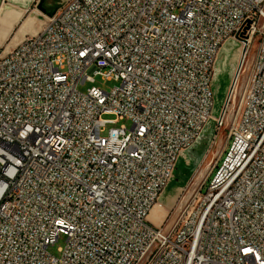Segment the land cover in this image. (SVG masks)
<instances>
[{
    "label": "built area",
    "instance_id": "obj_1",
    "mask_svg": "<svg viewBox=\"0 0 264 264\" xmlns=\"http://www.w3.org/2000/svg\"><path fill=\"white\" fill-rule=\"evenodd\" d=\"M233 43L214 117L215 64ZM95 77L118 85L78 91ZM208 124L226 143L204 189L154 225ZM0 264H264V0H65L5 46Z\"/></svg>",
    "mask_w": 264,
    "mask_h": 264
},
{
    "label": "rangeland",
    "instance_id": "obj_2",
    "mask_svg": "<svg viewBox=\"0 0 264 264\" xmlns=\"http://www.w3.org/2000/svg\"><path fill=\"white\" fill-rule=\"evenodd\" d=\"M65 0H34L30 3L28 14H36V23L34 29H40L45 21V17L54 12L58 6ZM13 36V35H12ZM9 38V41L12 39ZM19 40V39H18ZM13 46H10V49ZM5 46L0 49V55L4 52ZM224 45L220 50L215 64V77L212 85L215 99V115H219L220 107L226 101L228 95V86L232 77V73L237 63L236 48L230 46L226 49L228 53L223 51ZM239 51L241 48L239 47ZM230 57V58H229ZM229 58V60H228ZM242 70H245V64ZM118 85L115 81H104L99 77H95V82L85 83L78 87L80 93L94 86L105 92H109L114 86ZM243 83H237V90H242ZM231 97V95H230ZM106 120H114L113 116H105ZM130 128V122L123 120L115 124H108L106 130L110 128ZM208 132V133H207ZM207 133V134H206ZM206 136L196 141L192 148L180 157V162L175 169L174 179L163 193L161 199V212H154L150 214V221L155 225L162 226L170 224L178 211L179 207L188 200L192 199L196 193L203 190L206 179L208 178L211 169L220 156L221 149L226 143V130H215L210 124L204 133ZM165 217H163V214ZM65 238L60 236L58 241L47 248V252L53 256H58V249L64 246Z\"/></svg>",
    "mask_w": 264,
    "mask_h": 264
},
{
    "label": "crops",
    "instance_id": "obj_3",
    "mask_svg": "<svg viewBox=\"0 0 264 264\" xmlns=\"http://www.w3.org/2000/svg\"><path fill=\"white\" fill-rule=\"evenodd\" d=\"M33 1L0 0V49L4 46H14L25 35L38 31L33 28L37 21L36 14H28L30 3Z\"/></svg>",
    "mask_w": 264,
    "mask_h": 264
},
{
    "label": "bare ground",
    "instance_id": "obj_4",
    "mask_svg": "<svg viewBox=\"0 0 264 264\" xmlns=\"http://www.w3.org/2000/svg\"><path fill=\"white\" fill-rule=\"evenodd\" d=\"M223 47V45H220V50L221 48ZM239 47L241 48V51H248V41H241V43H239ZM230 48V47H229ZM244 64L245 62H238V70H242V68L244 67ZM242 90H245V83H243L242 85ZM230 95H231V90L228 91V95H227V98H226V101L228 100V98H230ZM209 124L203 129L202 133L200 134L199 138L197 141H199L201 138L205 137L206 135L204 134L205 131L207 130ZM208 133V132H207ZM206 133V134H207ZM154 212H161V207L159 206H156L151 213H154ZM163 214V213H162ZM163 217H165V214H163ZM150 220V219H149ZM152 222V221H151ZM162 221H160V224H161ZM153 223V222H152ZM154 224V223H153ZM159 224V225H160ZM155 225V224H154ZM159 225H156V226H159Z\"/></svg>",
    "mask_w": 264,
    "mask_h": 264
},
{
    "label": "water",
    "instance_id": "obj_5",
    "mask_svg": "<svg viewBox=\"0 0 264 264\" xmlns=\"http://www.w3.org/2000/svg\"><path fill=\"white\" fill-rule=\"evenodd\" d=\"M52 13H49L48 15H51ZM231 46L233 47V48H236V45L233 43V44H231ZM226 49L227 48H224L223 49V51L226 53ZM227 55H228V53H226V58H227ZM230 58V57H229ZM229 58H228V60H229ZM217 63V62H216ZM214 77H215V74H214ZM214 77H213V81H214ZM213 81H212V85H213ZM213 91V90H212ZM213 97H214V92H213ZM223 104V103H222ZM222 106V105H221ZM221 108V107H220ZM212 115L214 116V117H217L218 115H215V99H214V108H213V113H212ZM190 150V149H189ZM180 162V159L178 160V162H177V164H176V168H177V165H178V163ZM174 174H175V172H174ZM173 179H174V175H173V178H172V180L170 181V183L173 181ZM170 183H169V185H170ZM168 185V186H169ZM167 186V187H168ZM167 189V188H166ZM165 189V190H166ZM165 192V191H164ZM162 196H163V194H162ZM162 196H161V198H160V200H159V203L161 204V199H162Z\"/></svg>",
    "mask_w": 264,
    "mask_h": 264
}]
</instances>
